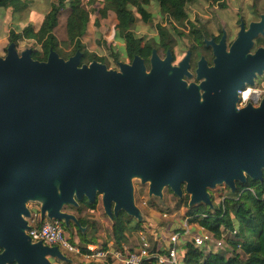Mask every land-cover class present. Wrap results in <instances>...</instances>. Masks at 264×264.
I'll return each mask as SVG.
<instances>
[{"label":"water","instance_id":"95a60500","mask_svg":"<svg viewBox=\"0 0 264 264\" xmlns=\"http://www.w3.org/2000/svg\"><path fill=\"white\" fill-rule=\"evenodd\" d=\"M205 39L213 65L202 56L188 82L191 51L174 64L156 48L150 67L141 55L111 69L51 50L47 60L21 52L16 42L0 55V264L73 263L58 246L28 234L30 205L40 220L87 229L65 210L101 198L113 220L125 212L144 219L134 179L149 195L165 188L189 204L213 206L210 189L264 175V96L239 107L240 90L264 75V13L240 30L228 47Z\"/></svg>","mask_w":264,"mask_h":264},{"label":"trees","instance_id":"16d2710c","mask_svg":"<svg viewBox=\"0 0 264 264\" xmlns=\"http://www.w3.org/2000/svg\"><path fill=\"white\" fill-rule=\"evenodd\" d=\"M36 0H0V9L4 12L11 10V16L17 19L16 15L26 11ZM152 1H156L159 6V14L168 20L170 27L159 23L157 25L158 37L151 40H145L134 32V26L138 20L136 12L142 16L145 22L153 18V14L148 10ZM200 0H55L51 3L50 9L44 15L43 20L38 24H27L22 29L17 27V31L11 29L8 35L9 43L18 42L22 39L35 41L41 45V49H34L33 57L38 60H47L50 51L56 50L61 56H65L64 50L59 46V40L55 30L59 25L60 17L64 11H69L66 18L67 43L74 46V54L77 51L83 52L82 63H90L93 60L104 62L106 59L90 52L86 49L83 41L86 35L92 9L87 8V2L91 4H100L102 11H93L99 13L96 19V26L100 27L101 19H106L109 12L116 16L115 39L122 42L124 47H115L110 45L111 54L118 60L121 55L130 58L132 61L136 55H141L148 67H150V57L153 49L158 53L166 55L176 44L174 34L187 38L192 51V68L200 54L211 58V51L206 47L205 37H209V32L197 24L190 22L188 7L190 4ZM219 5L222 9L228 7L225 0H206ZM136 9V12L133 8ZM259 11L254 15L258 17ZM186 21L190 23V31L185 32L179 29L174 23L182 25ZM8 43V44H9ZM6 51V47H2ZM4 52L0 51V55ZM66 57V56H65ZM189 196L180 200L181 204H186L188 208V222L197 224L205 229L213 237L214 241L197 245L195 236L184 235V229L180 232L184 239L178 246L179 259L184 264H264V175L263 179H254L248 177L246 183L237 182L236 191L228 189V193L217 203L212 196V204L199 203L193 206L188 204ZM98 201L91 204L87 199L80 202L79 207H75L77 213L82 214L85 209L94 211ZM74 208L66 206L65 210ZM74 208V209H75ZM32 212H39L37 205H31ZM79 221L83 229H77L80 240L84 244L95 243L104 248L112 247L114 249L122 248L127 240L128 230L144 232L148 234V229L143 223H140L121 212L115 217L110 227L109 235L106 241L99 243L97 235H100L101 227H98L96 221L90 220L85 215H80ZM67 233L68 227L64 226ZM185 236V237H184ZM72 240V237L70 238ZM150 242L151 236H147ZM151 244V242H150ZM86 245L83 246L84 251ZM174 246L173 242L166 246L160 243H153L149 251L153 256L144 259L143 264H161L159 255H169ZM134 249L131 248V251ZM100 263V264H111ZM78 264H99L95 262H80Z\"/></svg>","mask_w":264,"mask_h":264},{"label":"rangeland","instance_id":"374dc122","mask_svg":"<svg viewBox=\"0 0 264 264\" xmlns=\"http://www.w3.org/2000/svg\"><path fill=\"white\" fill-rule=\"evenodd\" d=\"M54 1L55 0H36L26 11L22 12L21 14L18 13L16 15L17 19L12 18L11 10L5 11V14L3 15V9H0V51L4 52L2 56L6 54V51H2V47L5 46L7 48V46L10 44L8 40L10 30L14 29L17 31L18 26H20L22 29L29 23L38 25L43 20L44 15L48 12L51 3ZM225 1L228 4V7L225 9H222L219 5L213 4L210 1L206 0H200L198 2L190 4L188 7L189 20L190 22H193L198 26L205 28L209 32V34L215 35L224 29L227 33L228 40L231 42L234 41L238 31L240 30L241 21L238 25L236 16L239 13H243L245 11L251 12V10L254 13L257 11H259V13H264V0ZM101 7L102 6L98 3L91 4L87 2V8L92 9V15L83 41L86 45L87 50L96 54L97 56L106 59L103 63H105L108 68L119 69L120 62L130 63L131 60L130 58L124 57L123 55H121L117 60L111 54V49L109 48L110 45H114L115 47H124L125 44L115 39L114 35L117 20L113 12H109V15L106 19L100 20V27L96 26L95 21L99 17V13L93 11V9L96 8L97 11H102ZM133 10L136 12L135 8H133ZM148 10L154 15L153 18L149 22H145L142 19V16L136 12L138 20L134 26V32L138 36L143 37L145 40H151L153 37H158L157 25L159 23L170 27V23H168V20L159 14V6L156 1L151 2V4L148 6ZM68 13L69 11H64L62 13L59 25L55 30V34L59 40V46L64 50V54L66 56H64V58L66 59L74 55V46L67 43L66 18L68 16ZM254 13H252L251 16L249 15L251 19L257 18ZM174 25L178 26L179 29H182L186 33L190 31L189 21H186L182 25L176 23H174ZM174 39L176 40V44L173 48L174 64H178L186 56L190 48V43L187 38L180 37L176 34H174ZM16 44L19 52L27 48L41 49V45L36 44L33 40L22 39L19 40ZM258 46H264V37H259L256 42L255 48H257ZM159 55L163 58L166 56L165 54ZM262 77L264 78V75ZM187 80L188 82L197 81L195 75H193L191 78H187ZM259 80L260 78H258L256 85L260 83ZM134 186L136 203L142 210L144 217V220L140 223H143L148 229V234L146 235L144 233V235L146 238L147 236H151L152 239L150 241L151 244L147 239V241L149 242V247L155 242L160 243L164 246H166L167 244L169 245L173 242V236L177 233H180L178 231H181V229H184V231L188 230L190 237L198 236L200 238H204L207 236L206 242L211 244L214 241L213 237L205 229L197 224H190L188 222V208L186 204L180 203V200L188 195L189 204L190 195L185 191V189L183 196L179 197L174 194L171 189L165 188L163 191V197L161 198L150 196L149 184H143L139 178L134 179ZM228 189L229 187L226 184H219L214 189H210L209 191L211 193V200L212 196H214L215 201L218 203L224 197V195L228 193ZM189 206L191 205L189 204ZM74 208H69L66 211L77 216L85 215L90 218V220L96 221L98 227H101V230H104V233L101 231V233H99L100 235H97L98 241L100 244L104 243L107 236L109 235L111 219L106 215L104 211V207L101 203V198H99L97 207L94 211L85 209L82 214H79L77 213L76 208ZM77 229L78 228L74 225V223H72L71 228H68V230H66L67 235L69 238L72 237L71 241L77 243L80 246H83L84 244H82L80 240ZM141 239L142 237L140 232L130 231L129 229L127 240L124 242V245H126L128 249L132 248L135 250L139 247ZM182 239L184 238L182 237L179 241V246L182 243ZM64 254L73 260L72 264L85 262L84 257L80 255L67 252H65ZM114 264H122V262L116 261L114 262ZM177 264L184 263L179 261Z\"/></svg>","mask_w":264,"mask_h":264},{"label":"built area","instance_id":"2783aa9c","mask_svg":"<svg viewBox=\"0 0 264 264\" xmlns=\"http://www.w3.org/2000/svg\"><path fill=\"white\" fill-rule=\"evenodd\" d=\"M259 84L255 86H247L246 89L240 90L239 107H244L248 103H253L258 106L264 96V78L261 77ZM249 92L246 94V92ZM31 228L28 230V234L33 241H43L51 246H58L62 252L74 253L84 257L85 262L95 263H110L119 261L122 264H143L144 259L153 256L149 251V242L144 235V232L140 231L141 243L138 248L131 251L126 245H122L120 249H114L112 247L104 248L102 245L90 243L87 244L84 251L83 246L78 245L71 241L67 233L64 231L63 224L58 220H40V212H34L29 219ZM189 232L184 231V235H188ZM181 233H177L173 236L174 246L170 250L169 255H159L158 259L161 264H177L179 259L178 246L181 240ZM207 236L204 238L195 237L197 245H203L206 242Z\"/></svg>","mask_w":264,"mask_h":264},{"label":"flooded vegetation","instance_id":"af4514ba","mask_svg":"<svg viewBox=\"0 0 264 264\" xmlns=\"http://www.w3.org/2000/svg\"><path fill=\"white\" fill-rule=\"evenodd\" d=\"M244 13V14H243ZM243 13H239L236 17H237V21H238V25H239V22L241 21V17L245 20V23H246V26L248 27V25H249V23L251 22V21H256V20H258V17L257 18H250L249 17V15L251 16V13H250V11H245V12H243ZM259 15V14H258ZM248 16V17H247ZM250 19V20H249ZM246 20H247V22H246ZM238 30H239V28H238ZM224 29L223 30H221V32H219V33H217V34H215V35H213V34H209V37H205L204 38V41H205V39L207 38V39H212V38H214L215 39V41L216 42H219L220 40H221V38H222V36H223V34H224ZM226 33V32H225ZM227 34V33H226ZM226 42H227V45H228V47L232 44V42L233 41H229L228 40V36L226 35ZM206 45V44H205ZM206 47L211 51V55H212V57L209 59V58H207L204 54H200V57H199V59L196 61V65H195V67L194 68H192V63H191V61H192V51H191V49L189 48V50L191 51V60H190V71H191V73L193 74V75H195L196 76V69H197V67H198V62H199V60H200V58L202 57V56H204L205 58H206V60H207V63H208V65L209 66H211V65H213V59H214V56H213V50H212V48L211 47H208L207 45H206ZM167 54V53H166ZM174 56V55H173ZM53 263L54 264H61L60 262H59V260H53Z\"/></svg>","mask_w":264,"mask_h":264},{"label":"crops","instance_id":"0c3cea01","mask_svg":"<svg viewBox=\"0 0 264 264\" xmlns=\"http://www.w3.org/2000/svg\"><path fill=\"white\" fill-rule=\"evenodd\" d=\"M250 13L252 14V13H254V12L251 10ZM259 14H260V13H259ZM258 16H259V15H258ZM30 207H31V205H30ZM32 213H33V212H32ZM112 221H113V220H111L110 227H111V225H112ZM101 231L104 233V230H101V229H100V233H101ZM82 244H84V243H82ZM89 244H90V243H89ZM84 245H86V244H84ZM84 245H83V246H84ZM54 260H57V259H54ZM59 261L62 262V263H66V262H63V261H61V260H59Z\"/></svg>","mask_w":264,"mask_h":264},{"label":"bare ground","instance_id":"6f19581e","mask_svg":"<svg viewBox=\"0 0 264 264\" xmlns=\"http://www.w3.org/2000/svg\"><path fill=\"white\" fill-rule=\"evenodd\" d=\"M249 92V90L246 92V94Z\"/></svg>","mask_w":264,"mask_h":264}]
</instances>
